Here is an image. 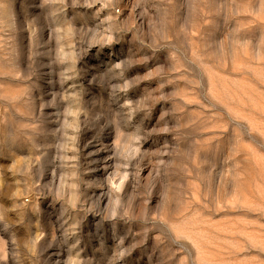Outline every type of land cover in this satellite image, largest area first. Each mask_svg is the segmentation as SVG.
<instances>
[{
	"label": "rangeland",
	"instance_id": "1",
	"mask_svg": "<svg viewBox=\"0 0 264 264\" xmlns=\"http://www.w3.org/2000/svg\"><path fill=\"white\" fill-rule=\"evenodd\" d=\"M0 264H264V0H0Z\"/></svg>",
	"mask_w": 264,
	"mask_h": 264
}]
</instances>
